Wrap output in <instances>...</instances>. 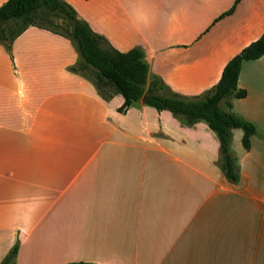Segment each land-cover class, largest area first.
<instances>
[{"label": "crops", "instance_id": "crops-1", "mask_svg": "<svg viewBox=\"0 0 264 264\" xmlns=\"http://www.w3.org/2000/svg\"><path fill=\"white\" fill-rule=\"evenodd\" d=\"M65 1L117 50H143L147 86L188 97L264 34V0ZM78 60L38 26L0 42V263L17 245L16 264H264V55L243 63L246 95L221 104L256 128L249 148L232 129L238 182L207 122L121 111Z\"/></svg>", "mask_w": 264, "mask_h": 264}, {"label": "trees", "instance_id": "trees-1", "mask_svg": "<svg viewBox=\"0 0 264 264\" xmlns=\"http://www.w3.org/2000/svg\"><path fill=\"white\" fill-rule=\"evenodd\" d=\"M236 4L225 14L234 12ZM52 18L60 19L61 23H55ZM30 26L46 28L68 37L79 53V60L70 70L92 80L105 99H110L116 93L121 94L124 97L121 111L143 101L159 111L167 110L183 117L190 125L201 120L207 122L220 140L221 170L229 181L238 182L239 169L231 146L232 129L244 130V146L249 148V139L256 128L231 110L224 109L221 104L246 95L238 87L242 66L245 61L264 55V34L226 64L217 84L201 95L188 97L172 92L158 77L147 86L149 69L143 50L139 47L127 52L117 50L104 36L94 32L65 0H7L0 6L1 43L10 47ZM87 70L92 72L88 73ZM17 254L16 245L0 264H16Z\"/></svg>", "mask_w": 264, "mask_h": 264}, {"label": "rangeland", "instance_id": "rangeland-1", "mask_svg": "<svg viewBox=\"0 0 264 264\" xmlns=\"http://www.w3.org/2000/svg\"><path fill=\"white\" fill-rule=\"evenodd\" d=\"M52 20H54V21H55V23H61V20H60V19H58V18H52ZM87 72H88V73H91L92 71H90V70H87Z\"/></svg>", "mask_w": 264, "mask_h": 264}]
</instances>
